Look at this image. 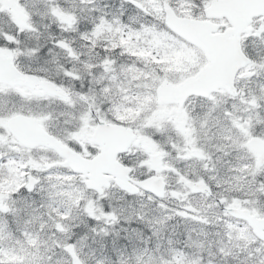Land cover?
I'll list each match as a JSON object with an SVG mask.
<instances>
[{
	"label": "snow or ice",
	"instance_id": "6c2138e0",
	"mask_svg": "<svg viewBox=\"0 0 264 264\" xmlns=\"http://www.w3.org/2000/svg\"><path fill=\"white\" fill-rule=\"evenodd\" d=\"M0 264H264V0H0Z\"/></svg>",
	"mask_w": 264,
	"mask_h": 264
}]
</instances>
